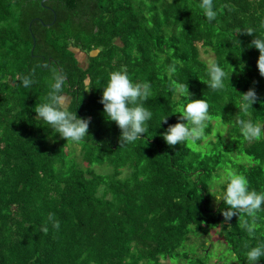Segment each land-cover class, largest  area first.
<instances>
[{
	"label": "trees",
	"instance_id": "1",
	"mask_svg": "<svg viewBox=\"0 0 264 264\" xmlns=\"http://www.w3.org/2000/svg\"><path fill=\"white\" fill-rule=\"evenodd\" d=\"M43 1L0 0V264H207L216 242L231 264H247L245 244L264 242V211L224 224L217 197L233 173L264 191V138L245 140L237 124L264 123L259 52L244 32L264 36V0H213L211 23L199 0ZM201 50L224 68L223 89L208 88ZM122 68L153 92L149 130L128 145L100 103L109 74ZM28 74L26 89L20 78ZM55 74L65 77L69 110L91 118L89 136L75 143L82 161L35 119ZM181 83L207 101L210 118L202 138L169 146L162 134L187 123L179 121ZM249 89L258 102L245 116L239 94ZM49 213L60 228L43 232Z\"/></svg>",
	"mask_w": 264,
	"mask_h": 264
},
{
	"label": "clouds",
	"instance_id": "2",
	"mask_svg": "<svg viewBox=\"0 0 264 264\" xmlns=\"http://www.w3.org/2000/svg\"><path fill=\"white\" fill-rule=\"evenodd\" d=\"M199 8L203 18L211 23L217 18V11L214 8L213 0H199ZM264 28V22L261 24ZM248 35H254L249 45L259 52L257 68L261 77H264V36L255 34L254 29L244 31ZM245 67L240 65L241 71ZM169 73H176L177 66L171 64L166 69ZM234 71V70H233ZM233 73V72H232ZM207 86L213 92L221 90L225 86L226 72L224 68L213 58L207 60ZM230 77H227L229 80ZM65 77L62 74H55L50 84L44 102L35 107V119L42 121L51 130L50 138L59 135L66 140V143H80L88 135L91 118H80L76 112L69 110L66 97L63 93ZM20 83L24 88H30L34 80L32 74L24 75L20 78ZM100 103L103 105V114L108 122H114L121 132L119 143L121 145L134 144L141 140V135L148 132V122L152 120L153 113L147 107L146 102L153 95L150 82H133L125 69L115 70L109 74L106 84L102 87ZM177 95L183 103L182 114H179V121L175 125H170L167 131L162 134L163 140L169 146L183 144L188 141L195 142L205 135V128L209 120V105L206 100H194L188 90L186 83H181L176 89ZM240 110L247 116L253 109V105L258 102V95L254 89H249L246 93L239 94ZM186 101V103H184ZM160 122H167V117H163ZM237 124L241 136L249 141H256L264 138V123H256L252 119H239ZM223 189L220 192V201L224 207L221 214L224 224H227L233 216L245 214L250 218H255L256 214L264 211V191L258 192L251 189L245 176L233 173L220 181ZM216 199V198H215ZM59 230L60 222L54 213H49L47 222L42 226V231L47 232L48 226ZM249 236L254 234L253 227L244 222ZM247 249L245 256L247 264H259L264 258V242H259L255 246L245 244Z\"/></svg>",
	"mask_w": 264,
	"mask_h": 264
},
{
	"label": "rangeland",
	"instance_id": "3",
	"mask_svg": "<svg viewBox=\"0 0 264 264\" xmlns=\"http://www.w3.org/2000/svg\"><path fill=\"white\" fill-rule=\"evenodd\" d=\"M201 56H202V59L205 60V61H207L209 58H213L214 59V55L213 54H205V52L203 50H201ZM79 59L81 60V63H82L83 66H85L87 64L88 60H89V58H87L84 55H79ZM66 100H67V103L69 104L70 103L69 102L70 99L66 98ZM66 151L67 152H72L74 154V156H76L78 158L79 161H82V159H81L82 151H81V147L79 145H77L75 143L68 142ZM95 171L97 173H99V174H109L111 170H110V168L98 167L97 166ZM220 186H221V184L218 185V188L221 191V187ZM217 198L219 199L220 197L218 196ZM223 246L224 245L221 244L220 242H216L215 248L213 249V252H212L213 256L209 259L207 264H231L228 255L225 254V252L223 251L224 250ZM197 248H198L197 243L196 244L194 243V244H192L190 246L191 251H194V252H195V250ZM206 248L209 249L208 252H210L212 250V246L209 245V243H208ZM198 250L199 249H197V251ZM198 252H199V254L202 253V251H198ZM224 257H226V258H224ZM168 263H169V261L162 262V264H168ZM182 264H184V263H182ZM234 264H236V263H234Z\"/></svg>",
	"mask_w": 264,
	"mask_h": 264
},
{
	"label": "water",
	"instance_id": "4",
	"mask_svg": "<svg viewBox=\"0 0 264 264\" xmlns=\"http://www.w3.org/2000/svg\"><path fill=\"white\" fill-rule=\"evenodd\" d=\"M47 1H49V0H44L43 3H44V2H47Z\"/></svg>",
	"mask_w": 264,
	"mask_h": 264
}]
</instances>
